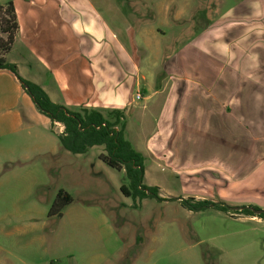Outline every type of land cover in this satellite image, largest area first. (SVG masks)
I'll use <instances>...</instances> for the list:
<instances>
[{"label":"rangeland","instance_id":"rangeland-1","mask_svg":"<svg viewBox=\"0 0 264 264\" xmlns=\"http://www.w3.org/2000/svg\"><path fill=\"white\" fill-rule=\"evenodd\" d=\"M250 2L100 0L98 4L124 15L132 27V77L140 78L143 94L152 76L167 91L166 77L186 73L181 63L190 56L188 51L202 60L207 40L202 32L211 29V40L218 41L224 27L234 24V14L225 17L234 7L240 17H252L247 10ZM194 40L199 42L192 46ZM14 100L10 81L1 74L0 120L5 122ZM19 103V122L33 131L28 134L20 128L0 142V264H264V221L239 209L264 211L263 153L258 161L243 162L238 172L233 169L240 177L227 183L215 177L219 169L207 165L204 154L188 164L147 154L142 144L154 134L159 104L133 98L125 114V135L134 147L142 145L147 155L145 182L158 187L164 199L134 203L121 192L127 184L124 172L99 159L103 147L85 155L63 150L58 136L64 127L47 125ZM232 131L235 137L226 135L227 140L240 138L239 130ZM259 149H264L263 143ZM61 190L73 203L50 215ZM182 201L192 205L208 201L218 208L191 211Z\"/></svg>","mask_w":264,"mask_h":264},{"label":"crops","instance_id":"crops-1","mask_svg":"<svg viewBox=\"0 0 264 264\" xmlns=\"http://www.w3.org/2000/svg\"><path fill=\"white\" fill-rule=\"evenodd\" d=\"M250 1L247 10L252 17H240L234 7L225 16L234 14V24L224 27L218 41L211 40V29L202 32L207 38L202 60L188 51L190 56L181 63L186 73L166 77L167 91L152 76L140 93V78L132 77V27L124 15L100 6V0H0L2 5L13 3L19 27L6 59L52 102L74 111L88 108L125 115L135 89L145 103L159 104L154 134L142 144L147 154L182 164L204 154L207 165L219 169L214 173L219 182H232L240 177L243 162L258 161L260 152L264 155L259 149V143L264 144V132L259 134L264 129V0ZM1 74L10 81L15 100L8 106L7 120H0V142L20 128L28 134L33 131L19 122V101L31 116L52 126L15 75L8 70ZM235 128L240 138L227 140L226 135L235 137ZM140 147L134 148L146 162Z\"/></svg>","mask_w":264,"mask_h":264},{"label":"trees","instance_id":"trees-1","mask_svg":"<svg viewBox=\"0 0 264 264\" xmlns=\"http://www.w3.org/2000/svg\"><path fill=\"white\" fill-rule=\"evenodd\" d=\"M18 29L13 3L6 5L0 3V70H8L15 75L36 110L48 118L52 126L60 124L64 127L63 132L58 136L62 149L74 155H85L94 147H103L104 153L99 159L109 168L124 172L127 184L121 186V192L125 197L131 198L134 203L149 198L164 201L160 196L159 188L148 186L145 182L144 156L125 137L126 124L123 113L112 111L108 118L97 109L81 108L74 111L55 104L39 85L24 80L19 75L17 67L7 61L6 56L12 50ZM72 203L73 198L61 190L52 205L50 215L60 213ZM182 204L191 211L209 206L218 208L216 203L208 201H198L194 205L182 201ZM239 209L247 217L264 221V212L260 215L255 214L260 210L258 207Z\"/></svg>","mask_w":264,"mask_h":264},{"label":"built area","instance_id":"built-area-1","mask_svg":"<svg viewBox=\"0 0 264 264\" xmlns=\"http://www.w3.org/2000/svg\"><path fill=\"white\" fill-rule=\"evenodd\" d=\"M142 96L140 93L136 94L135 97H134V101L135 102H141L142 101Z\"/></svg>","mask_w":264,"mask_h":264},{"label":"water","instance_id":"water-1","mask_svg":"<svg viewBox=\"0 0 264 264\" xmlns=\"http://www.w3.org/2000/svg\"><path fill=\"white\" fill-rule=\"evenodd\" d=\"M262 212H264V211L259 210V211H256L255 214H256V215H260Z\"/></svg>","mask_w":264,"mask_h":264}]
</instances>
